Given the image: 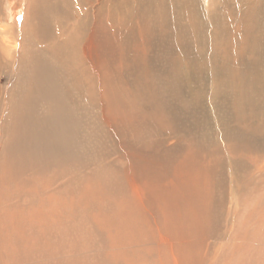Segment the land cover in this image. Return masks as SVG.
Instances as JSON below:
<instances>
[{
	"label": "bare ground",
	"instance_id": "6f19581e",
	"mask_svg": "<svg viewBox=\"0 0 264 264\" xmlns=\"http://www.w3.org/2000/svg\"><path fill=\"white\" fill-rule=\"evenodd\" d=\"M263 3L35 0L33 9L31 0L27 3L23 12L27 25L21 22V33L22 37L33 36L34 46L29 47V38L23 42L28 50L24 51L23 43V51L16 46L19 34L16 36L14 24L0 32L10 39L0 56V75L17 76L15 84L20 75L29 73L27 88L11 106L16 123L13 138L19 129L17 138H26L17 139L20 153L33 156L31 159L48 157V164L65 159L68 166L72 155L62 148L70 147L75 138L77 141L83 128L96 125L98 130L95 112L99 102L101 121L108 125L116 145L111 138L112 147L102 139L99 152L106 154L93 156L90 138L87 167L78 187L81 178L74 175L50 182L48 190L53 194H31L36 203L39 197L48 201L61 194L56 199L63 205L51 202L58 206L47 223L45 212L33 218L25 215L31 219L26 223L28 230L23 227L27 237L4 238L14 251L8 258L1 251L4 263H217L215 255L222 249L217 241L223 245L224 240L238 239L237 193L244 185L248 184V189L243 197L238 195V206L250 202L258 214L264 213V19L257 15ZM72 7L78 12H71ZM242 8L248 11L239 18ZM61 10L66 21L74 15L77 19L68 36L62 30L65 21L59 31L57 15ZM54 12L55 26H51L48 22ZM44 40H50L49 46L41 47ZM66 65L67 75L63 72L65 76L59 77L58 71H64ZM141 76H158V87L152 80L145 83ZM19 85L13 86L14 93ZM112 88L123 98L122 117L115 112L117 118L112 117L109 101L102 97L105 89L109 92ZM1 92L3 136V120L10 117L8 90L0 87ZM52 98L58 104L40 106ZM165 99L172 101L174 108H168ZM38 138H46L47 143L44 153L36 157L32 148ZM73 180L72 192L65 193ZM249 194L253 198L247 200ZM13 204H18L14 212L24 209L23 205L31 206L16 200ZM66 208L75 210L76 216L67 219ZM61 212L63 217L56 216ZM255 220L254 230L264 231V218ZM41 224L60 233H48L45 238ZM245 230L255 233L249 226ZM254 237L257 242V235ZM244 238L237 252L251 243Z\"/></svg>",
	"mask_w": 264,
	"mask_h": 264
},
{
	"label": "rangeland",
	"instance_id": "374dc122",
	"mask_svg": "<svg viewBox=\"0 0 264 264\" xmlns=\"http://www.w3.org/2000/svg\"><path fill=\"white\" fill-rule=\"evenodd\" d=\"M6 1L7 0H0V7H1L0 8V17L1 16L3 17V22L1 21V23H0V25H1L0 28L1 27H3V28L0 29V32L1 33L4 32V27L7 28V25H9L11 27L13 24H14V27L16 25V27H15V28H17V29H15L17 31L16 36H18V34H19V36L16 38V40H17L16 46H18L21 50L22 49L24 50V46H26L25 50H24V51H26V50H28V47L25 43L28 42V38H29V40L30 39L32 40V42L29 44L30 48L32 46H34V44L36 43V41H33V39H34L33 36H32L33 38L31 36H29V37L24 36L26 38L25 39L24 37H22V33H21L22 32L21 31L22 23H24V21H25V14H23V12L25 11V7H26L27 3L30 2V0H9L11 2H6ZM34 7H35V0H31V8L33 9ZM238 7H240L239 3H237V8ZM263 7H264V3H263ZM263 7L260 6L259 8H257V15H258L259 19H264L262 17V16H264V8ZM77 8L72 7V10H71V8H70V10L72 12L75 9L77 11H75V10L74 11L77 13L78 12ZM250 8H252V7H250ZM260 8H261V10H260ZM228 9H230V8H228ZM247 11H248L247 8H244V9L242 8V11L238 15L239 18L241 16H245ZM75 12H73V14H75ZM54 14H55V12L53 14H51L52 15V16H50L51 19L48 22L51 26L52 25L55 26ZM70 14L71 13H69V15ZM60 15L59 14L57 15L58 22L60 23L59 31L61 29L62 22L65 21L63 23L64 29H62V30L64 31V34H66V36H68L71 34V32H69L71 30V26L73 24L77 23L76 16L74 15L71 20L66 21L65 18L62 17V10H61ZM58 16H60V17H58ZM74 19L76 20V22ZM131 21L134 22L132 17H131ZM204 22H206V20ZM10 24H12V25H10ZM25 25H27L26 21H25ZM55 32H56V30L54 31V34H55ZM65 32H68V33H65ZM2 34H0V40L2 41V42L0 41V53H1L0 56L2 55V53L6 52V50H7L6 44L9 45V42H10V39H8L7 36L2 35ZM1 35H2V37H1ZM142 38H143V36H142ZM3 39H5V40H3ZM54 40L55 39H53L51 42H53ZM143 40H144V38H143ZM3 41H5V43ZM23 42H25V43H23ZM51 42H50V40H49V42H48V40H44L41 44V47H47V46H49V43H51ZM144 42H145V40H144ZM22 43L24 46H22ZM3 45H5V46H3ZM20 49L18 50V52L21 51ZM158 54L159 53H156L154 56H156ZM65 68H63L64 71H62V70L58 71L59 77H60V75H64V76H65V74L67 75L68 66ZM83 75H85V74H83ZM15 77H17V76L14 75V77H12L10 79V77L6 76L5 74L0 75V87L4 88V91H6V89L8 90V94H7L9 97V114H8V116L10 117V119L7 118L6 121L3 120V122H5L6 124H4L3 136L0 135V222H1V224H0V234H1L0 237L3 238L2 240L4 242H6V243L2 242L3 249L7 248L6 250L5 249L3 250L1 248L0 253H1V251L4 252V254H6L7 258H8V256L11 257L10 255L13 254L14 251L11 252V250H9L10 248L12 249V246L10 244L9 247H7L8 246V240L5 241V239H8V237H12L13 235L20 236V234H21V236L25 235V237H27L26 236L27 231L23 230V227L25 225L26 230H28L29 224H26V223H28L31 219H27L25 217V215L30 217V218H33V217L41 216L40 214L45 212L46 215L43 218H44L45 222L47 223L50 217L53 218V215L55 214V210L57 209L56 206H58V205L62 206L63 205V202L60 203L58 201L59 196L61 194H59V195L54 194L53 199L48 200V201H47V197H44L42 199L39 197L38 203H36L35 200L31 197V194L37 193L39 191H41L43 193H44V191H49L50 193L53 194V192H51L52 189L48 190V188L51 187V184H49L50 182H54L55 180H61V182H62V181H65L66 178L72 177L74 175H76L78 178L80 176V178H81L80 181L77 183V187H78V184H80L84 179L83 177H84L85 173H83V171H84L83 168L87 167L86 162H88V151L86 148H87V145L89 143L90 138L92 141V147L94 148V151H95L93 156L99 157V156H103L104 154H106L103 152H99L100 150H102V144H101L102 139H104V140L107 139V141H108L107 146L111 145V141L108 140L109 138L113 139L112 144L116 145V142L114 140L115 137H113L112 133L109 132L108 125L106 124V122L104 120L101 121V116H100L101 111L99 109V108H101V106H100V102H99L96 106L97 108H96V112H95V118H97V120L99 122V125L97 128L98 130L96 131V125L94 127L92 126L91 129H89V128L85 129V128H83V126H81V123H80V128H81V130L83 128V130L81 131V133H79V138H77V141L75 138L74 141L71 143L70 147L62 148L65 152L66 151H69V153L71 152L72 158H68V156L66 155L68 160H69L68 166L65 165V159H60V160L56 161L55 163L50 162L48 164V157H44V158L42 157L39 159H31L33 156L32 157L23 156L20 153V150H19L20 147H18L17 139H21L24 141L26 138H17V135L20 134L21 129H19L15 133V136L13 138L14 132L16 131V123L12 119L13 111H12L11 106L15 105L16 98L19 95L20 91L24 87L27 88V79L29 77V73L27 72V73L20 75L17 83L14 84V82L16 80ZM141 78L143 79V81L145 83H147L149 80H152L153 83L155 84L156 88L158 87V76H155L152 79L146 78L144 76H141ZM18 82L20 83L19 88L14 93L13 92L14 91L13 86L15 87L18 84ZM105 91H106V94H103L102 97H103L105 102L107 100L109 101V108H110L111 116L115 117V118H117V116L122 117L123 116V110H124V103H123V98L120 95L119 96L117 95L119 93L118 90L116 88H112L109 90V92L106 89H105ZM10 94H11V96H9ZM1 95H2V92L0 93V97H1ZM98 95L100 97V100L102 101L99 93H98ZM166 101H168V102H166ZM51 102L58 104V101H56L55 98H52V99H49L47 101H42L40 103V106L42 107L44 105H48ZM164 102H165L164 104L167 105L168 108H174L173 102L170 101L169 99H167V100L165 99ZM102 104H103V106L107 107V104H105L103 101H102ZM89 112H90V114L94 115L93 111H89ZM114 112L116 113L117 116L114 115ZM52 113L54 114V112H52ZM82 119H83V115H81V119H80L81 122L83 121ZM97 120H96V123H97ZM94 122H95V120H94ZM211 125H212V121H211L210 126ZM0 133H1V128H0ZM46 140H47L46 138L36 139V142L34 143V147L32 148V153L34 154V156L37 157V155L40 152L44 153V149H45L44 142L47 143ZM19 144L25 145L24 143H19ZM112 146H110V147H112ZM23 148L29 149L28 147H23ZM34 148L36 149V151L34 150ZM24 154L26 155V153H24ZM17 155L20 156L21 158L19 159L17 157ZM241 162L245 166H248V163L246 161L242 160ZM62 164H63V166H60ZM66 169H70L71 171L66 170ZM77 171H78V173H77ZM61 172H62V174H61ZM74 172H75V174H73ZM74 182H75V180L71 181V183L66 185L65 193L72 192L73 187H74ZM37 184H39L40 186H38ZM247 185L248 184L244 185V189L241 192L239 190L240 193L239 192L237 193V197H238L237 198V203H238L237 204V236H238L237 238L238 239L231 240V241H229L230 243L228 242V240H224L223 245L221 244V242L217 241L218 244L220 243L217 246L218 249L219 248H222V249H219V251L215 255V260L217 262L216 264H229L230 262H231L230 264H233L234 262H235L234 264H264V231L256 230V229L254 230V228H255L254 222H256L255 219L260 218V217L264 218V213L261 212L258 214L256 205H254L253 203H250V202L243 205L242 208L239 207L241 204H239L240 197L238 195L241 194L242 196L241 195L240 196L243 197V195L247 192V189H248ZM34 190H35V192H33ZM252 198H253V195L249 194L247 197V200L252 199ZM43 199L44 200L46 199V201H43ZM14 200H16V202H18L20 204H27V205H31V206H29L30 208L27 207L28 208L27 209V208H25L26 207L25 205H23V206L20 205L24 209H21L19 211L14 212L13 210L18 205V204H13ZM54 201L56 202L55 204H58V205H51V202H54ZM31 202H33V203H31ZM46 202L49 205H45ZM42 206L44 208H41ZM54 207H56V208H54ZM240 208L242 209L241 211H240ZM25 210H26V212H25ZM244 211L247 214H245ZM63 213H66L67 219L69 217L76 216V214H77L75 210L71 211L68 208H66ZM244 215H247V216H244ZM12 216H16L17 219L15 217H12ZM56 216L63 217V214H62V212L56 213ZM8 218H9V225L6 227V220ZM246 218H249L251 220V222ZM244 219H246V220L244 221ZM42 224H43V222H42ZM42 224L39 227L41 230L40 233L43 234V236L45 238H46V235L48 233H50V234L51 233H53V234L60 233L59 230L55 233L54 227L51 226V228H48L47 226H42ZM248 226L251 227V229H253L255 231V233L246 231L245 228ZM67 228L71 229V225L68 224ZM164 230L168 231L167 228H164ZM245 232H247V233H245ZM251 234H254V236L257 235V237H258L257 242L255 241V239L254 240L252 239V237H254V236ZM244 235H246V236H244ZM108 236H109V234H108ZM44 237H43V240H44ZM244 237H246L247 242L248 241L249 242L251 241V243L253 242V246L251 245V243L246 244L244 246L243 251L237 252V250H238L237 247L238 248L241 247L243 239H245ZM44 242L46 243V239ZM232 243H233V245H232ZM4 245L6 247H4ZM225 245H228V247ZM234 246H235V248H234ZM223 249H224V251H223ZM7 251H9V252L7 253ZM229 251H232V252L230 253ZM10 252H11V254H10ZM2 254L3 253H1V255ZM165 254L166 253H164V251H162V255H165ZM231 254H232V256H231ZM3 255L1 256L2 259H0L1 260L0 263L1 264H7V263H4ZM218 255H219V257H218ZM216 256H217V258H216ZM7 258L5 259V262H7ZM218 258H219V260H218Z\"/></svg>",
	"mask_w": 264,
	"mask_h": 264
}]
</instances>
